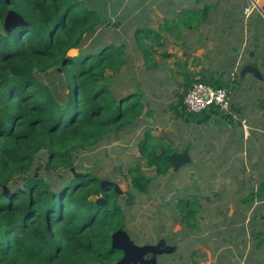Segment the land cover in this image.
Instances as JSON below:
<instances>
[{
	"label": "trees",
	"instance_id": "1",
	"mask_svg": "<svg viewBox=\"0 0 264 264\" xmlns=\"http://www.w3.org/2000/svg\"><path fill=\"white\" fill-rule=\"evenodd\" d=\"M102 10L100 0H0V264H113L121 257L110 247L115 232L128 230L119 193L92 171L66 177L77 151L133 133L146 110L135 94L116 97L111 90L112 77L126 65V45L85 46L99 28L115 26ZM10 12L19 19L5 32ZM139 47L148 59L146 47ZM176 109L186 115L183 106ZM150 140L148 132L140 158L165 176L172 165L164 156L175 152L160 151ZM41 154L46 174L59 179L32 173ZM139 171L129 172L132 188L146 194L150 181ZM100 199L104 205H97ZM126 200L130 206L134 196L128 192ZM192 201H179L187 209L181 222L187 233H195Z\"/></svg>",
	"mask_w": 264,
	"mask_h": 264
},
{
	"label": "crops",
	"instance_id": "2",
	"mask_svg": "<svg viewBox=\"0 0 264 264\" xmlns=\"http://www.w3.org/2000/svg\"><path fill=\"white\" fill-rule=\"evenodd\" d=\"M100 1L104 11L101 15L111 21L115 29L123 24L122 28L132 35L130 39L135 40L131 52L140 56V60H130L126 46L123 54L126 65L121 72L137 65L143 72L152 73L150 81L156 87H159L161 75H168L174 83L173 88L184 92L199 83L228 90L230 115H224L215 107L198 114L200 118L195 121L201 120L209 110L218 112L202 121L201 131L186 133L183 141L172 135V120L162 123L163 129L168 127L165 134L157 124L159 135L155 136L158 130L149 135L158 143L177 147L180 151L175 153L188 152L190 162L183 167H190L187 173L189 183L207 186L196 189L202 202L212 206L221 204L217 195L223 193L236 197L235 203L225 205L227 212L223 215L236 219L234 226L240 235L236 244L226 246L232 250L235 264H260L257 258L264 257L249 252L248 236L256 229V233H264V102L259 103L256 99L255 104L247 103L245 94L254 92L259 95L260 87L253 86L251 75L241 76V71L244 66H254L260 74L263 72L264 11L261 9L264 0H253L263 16H255V9L249 16L244 15V8L252 5L251 0ZM141 43L148 51V59H144L140 50ZM261 80L264 85V76ZM234 88L236 92L232 100ZM262 90L263 97L264 86ZM237 95L241 97L239 100H236ZM147 117L153 122V115L144 110L139 127ZM187 122L192 125L189 119ZM147 133L148 129L144 135ZM195 139L200 142L196 144ZM217 226L225 228L222 223ZM194 235L184 233L183 236ZM238 247L242 256L233 253Z\"/></svg>",
	"mask_w": 264,
	"mask_h": 264
},
{
	"label": "rangeland",
	"instance_id": "3",
	"mask_svg": "<svg viewBox=\"0 0 264 264\" xmlns=\"http://www.w3.org/2000/svg\"><path fill=\"white\" fill-rule=\"evenodd\" d=\"M261 10L264 11V8ZM254 11L255 16H263L260 10L255 9ZM18 19L17 15L10 12L3 24L4 31L8 32ZM122 27L123 24L118 29L113 28V26L99 28L87 38L85 46H94L98 42L113 44L124 43L128 48V58L133 62L137 59L140 60L139 55L136 57L131 52L135 48V40H131L132 35L127 33ZM262 45L264 46V40ZM77 53V50H71L68 52V55L70 57H76ZM151 75L152 73L143 72L140 67L134 65V68L120 72L118 75L112 77L110 84L111 90L116 97L130 93L139 97L143 104L146 105L148 114L153 115V118H151L153 122L151 123L147 117L145 123L133 133L126 131L122 137L112 135L88 150L77 151L73 156L72 168L66 177L69 180V176L72 177L85 171H92L100 178L104 186L113 187L119 193L118 201L123 205V210L126 214L125 228L128 229L126 232L135 245L146 241L148 243L157 242L160 236L158 235V230L162 231L160 237L163 238L161 239H165L168 244L167 229L172 228L178 222L174 230L181 232L178 234L181 237L179 247L176 248L175 255L172 256L173 252L169 253L167 258L163 257L161 259L160 264H235L234 262L236 260L233 258L234 255L231 254L232 250L228 249L226 245L228 243L233 244L234 242L236 244L240 234L238 233L237 226H234L236 225V219H230L223 214L227 212L225 205L235 203L236 197L233 195H224V193L219 194L217 195V200L222 201L221 204L209 205L202 202L199 191H196V189H204L207 186L189 183L188 177L190 176L187 173H189L190 167H183L179 171L170 169L167 175L158 176L154 169L148 167L145 160L140 158L138 143L144 141L146 129L152 135V131H157L158 127L163 129L162 123L164 121L172 120L173 127L170 129L172 135L183 141L186 133L193 134L199 132L203 126V122H200L199 119L195 121V118H200L198 114L181 116L177 113L178 109L176 108L179 107L184 90L173 88L172 85L174 83L170 76L161 75L158 83L159 87H156L150 81ZM262 76H264V68L261 73ZM251 78L250 80H252L253 86L257 85V87H260V94L247 92L244 98L249 104H255L256 99L259 103L264 102V95L263 97L261 95L263 91L262 86L264 85L260 82L263 80ZM235 92L236 90L234 88L232 91V100ZM240 98L239 95L236 96V100ZM175 117L178 118L174 119ZM188 119L192 125H188ZM167 129L168 127L163 129L164 134L168 132ZM157 134L159 135V130L155 133V136ZM189 139L190 137L187 138V140ZM150 141L156 144V147L160 151L167 153L180 151L177 147L169 146L167 143H158L159 141L155 138ZM199 142L200 139L196 141V144ZM45 158L46 155L44 154L36 156L32 166V173L42 179H59L60 177L56 176L55 173L46 174L43 169ZM138 167L140 168V175L149 178L150 181L146 194H141L132 188L129 172L131 169ZM14 179L15 186L22 189L21 182L16 177ZM184 180L188 181V183ZM128 192L134 196V200L130 206L126 204ZM186 197L193 199V209L191 210L194 214L190 216V222L194 226L190 228L193 229L192 232L196 233L199 230L196 227V221H199V232L203 231L200 235H194L189 238H183V234L187 233L189 229L184 226V223H181L187 209L182 211L181 204H179L180 200L185 202ZM91 200L96 201L97 198H91ZM216 213H219V216H216ZM217 223L224 224L225 228L215 227ZM256 232L257 229L248 236V242L251 244L249 252L253 255H262L264 257V233L258 234ZM183 243L185 244V248L182 247L184 245ZM234 252H238L237 256L243 255V253H240V247H238V251L236 249ZM179 254H184L181 262L174 261ZM257 259L260 264H264V259H260L259 257Z\"/></svg>",
	"mask_w": 264,
	"mask_h": 264
},
{
	"label": "water",
	"instance_id": "4",
	"mask_svg": "<svg viewBox=\"0 0 264 264\" xmlns=\"http://www.w3.org/2000/svg\"><path fill=\"white\" fill-rule=\"evenodd\" d=\"M246 74H249L258 80L262 79L260 71L254 66H244L241 71V76H244ZM210 114L217 115L218 112H215L214 110H209V112L201 118L200 122L208 118ZM164 159L172 165L174 170H178L179 168L183 167L184 165L190 162V157L187 151H183L182 153H172L170 155H166L164 156ZM104 204H105V200L102 199L98 200L97 202V205H104ZM110 247L111 249H115L123 252L122 258L116 264H129V262L133 261L135 258L141 260L144 254L153 250V247L151 246L139 247L135 245L130 240L125 230H118L111 236Z\"/></svg>",
	"mask_w": 264,
	"mask_h": 264
},
{
	"label": "built area",
	"instance_id": "5",
	"mask_svg": "<svg viewBox=\"0 0 264 264\" xmlns=\"http://www.w3.org/2000/svg\"><path fill=\"white\" fill-rule=\"evenodd\" d=\"M244 8V15L249 16L256 9V2ZM182 106L187 114H200L210 109L217 108L224 115H230L231 104L229 93L224 88H213L208 84L199 83L189 88L183 98Z\"/></svg>",
	"mask_w": 264,
	"mask_h": 264
},
{
	"label": "flooded vegetation",
	"instance_id": "6",
	"mask_svg": "<svg viewBox=\"0 0 264 264\" xmlns=\"http://www.w3.org/2000/svg\"><path fill=\"white\" fill-rule=\"evenodd\" d=\"M174 228L171 229L170 231H168L167 238H168V244L170 246L167 244V241L165 239H161V238H163V237H160L161 234H158L160 236H159L157 242H155V241L151 242V243H148L147 241L143 242V243L139 242L140 243V244H138L139 247L151 246V247H153V250H151L148 253L144 254L142 256L141 260L135 258L133 261H131L129 263L130 264H160L161 263V259L163 257L167 258V255L169 253L173 252L172 256L175 255L176 248L179 247V240H181V237L178 235V234H180V232L174 230ZM183 238H184V236H183ZM182 247H185V244ZM116 251H119V250H116ZM119 252H121V251H119ZM122 256H123V252H121L120 259L122 258ZM183 257H184V254H179L177 259L174 260V261L181 262ZM120 259H118L113 264H116Z\"/></svg>",
	"mask_w": 264,
	"mask_h": 264
},
{
	"label": "clouds",
	"instance_id": "7",
	"mask_svg": "<svg viewBox=\"0 0 264 264\" xmlns=\"http://www.w3.org/2000/svg\"><path fill=\"white\" fill-rule=\"evenodd\" d=\"M214 88V87H213ZM216 89V88H215ZM228 91V90H227ZM229 93V92H228ZM192 115V114H191Z\"/></svg>",
	"mask_w": 264,
	"mask_h": 264
}]
</instances>
